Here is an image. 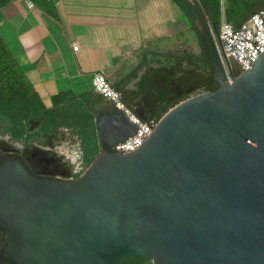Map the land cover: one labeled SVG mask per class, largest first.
Segmentation results:
<instances>
[{"label":"water","instance_id":"95a60500","mask_svg":"<svg viewBox=\"0 0 264 264\" xmlns=\"http://www.w3.org/2000/svg\"><path fill=\"white\" fill-rule=\"evenodd\" d=\"M197 15L217 91L159 77L156 99L134 101L141 120L159 101L188 97L134 151L114 152L137 130L124 113L99 117L101 152L75 181L36 177L17 158L0 163L7 262L264 264V52L226 82L216 34Z\"/></svg>","mask_w":264,"mask_h":264},{"label":"crops","instance_id":"0c3cea01","mask_svg":"<svg viewBox=\"0 0 264 264\" xmlns=\"http://www.w3.org/2000/svg\"><path fill=\"white\" fill-rule=\"evenodd\" d=\"M32 1L33 9L24 0H12L0 8V37L47 111L61 116L56 124L37 118L21 129L22 136L16 130L12 134L17 141L29 139L20 154L24 151V162L38 177L54 171L47 162L52 154L45 148L63 138L61 129L78 136L87 159L95 160L100 154L97 119L117 111L93 92L95 73H102L116 90L124 92L134 110V101L141 96L156 99L155 81L165 69L173 68V56L202 58L204 54L203 28L189 0ZM196 2L207 11L202 0ZM230 4L219 0V26L224 21L235 27L226 18ZM203 16L213 31L210 16ZM41 124L44 139L52 138L46 146L37 142L43 137ZM59 169L67 171L62 164Z\"/></svg>","mask_w":264,"mask_h":264},{"label":"built area","instance_id":"2783aa9c","mask_svg":"<svg viewBox=\"0 0 264 264\" xmlns=\"http://www.w3.org/2000/svg\"><path fill=\"white\" fill-rule=\"evenodd\" d=\"M55 4L59 0H53ZM28 9H33L32 0H24ZM215 48L219 58L225 81L231 83L241 74L252 69L254 62L264 52V8L251 15L238 27L221 21L216 34ZM73 51L78 46L73 45ZM93 92L113 105L116 111L124 113L130 122L137 126L136 133L125 142L114 147V152L134 151L139 148L150 135L157 124L155 118L141 120L134 110L123 102L122 93L116 90L102 73H95L92 78ZM63 138L52 148H45L52 157L47 161L54 168V174L63 181H75L83 176L91 166L84 161L81 141L77 135L68 129H61ZM61 133V134H62ZM2 137H0V140ZM15 151L20 148L16 146ZM67 168L66 172H59V165Z\"/></svg>","mask_w":264,"mask_h":264},{"label":"trees","instance_id":"16d2710c","mask_svg":"<svg viewBox=\"0 0 264 264\" xmlns=\"http://www.w3.org/2000/svg\"><path fill=\"white\" fill-rule=\"evenodd\" d=\"M12 0H0V8L11 2ZM206 5L207 11L204 12L197 4L196 0H189V5L196 14L197 9H201L203 14H208L212 21V29L218 33L219 30V0H202ZM230 7L226 10V18L228 22H232L235 27L240 26L251 15L257 13L264 8V0H229ZM243 17L244 20L237 23L236 20ZM246 17V18H245ZM201 41L203 44L204 54L202 58H195L192 56H173V68L171 71L176 77V83L180 88L194 86L196 90L202 92H215L219 89V85L215 82L213 69L211 66L208 43L203 30L201 29ZM123 102L130 106L131 102L126 98L123 92ZM188 95H184L181 100H184ZM177 102L166 105L158 112L153 113L149 118H155L157 121L161 116L173 107ZM2 117L0 121H5L4 118L10 113H17L22 120L34 118H45L48 121L56 124L61 118L59 114L51 113L44 107L42 101L35 93L32 85L27 80L24 71L15 61L6 44L0 37V114ZM3 118V120H2ZM20 136H22L21 130ZM15 134V133H13ZM82 145V143H81ZM84 161L90 165L94 160H89L85 156ZM144 259L138 258L127 262L126 264H137Z\"/></svg>","mask_w":264,"mask_h":264},{"label":"rangeland","instance_id":"374dc122","mask_svg":"<svg viewBox=\"0 0 264 264\" xmlns=\"http://www.w3.org/2000/svg\"><path fill=\"white\" fill-rule=\"evenodd\" d=\"M1 117H2V113L0 114V120H1ZM4 118L6 119L5 121L3 122L0 121V137H2V139L0 140V149H2L4 153L8 151H11L10 153H13L12 149H14L15 144H18L20 145V148H18L15 151V153L17 155H20V151L22 147L24 148V146L27 145V143L29 142V139L28 138L24 139L22 137L21 141H17L13 139L12 134L15 133V129L21 130L22 128H24V126H29V124H33L37 120V118L32 117V119L22 120L17 113H10L6 115ZM39 131L41 133V137L42 135L43 137L40 138V140L38 139L37 141L39 144L38 146H46L47 144L51 143L52 138H50V136H47L46 140L44 139V136L46 135V133H45V129L42 127V124H41V128L39 129ZM59 140L60 139H55L54 142H57ZM33 142H34V139L30 143H33ZM23 153L21 155H23ZM137 264H152V263L149 259H144L143 261L138 262Z\"/></svg>","mask_w":264,"mask_h":264},{"label":"flooded vegetation","instance_id":"af4514ba","mask_svg":"<svg viewBox=\"0 0 264 264\" xmlns=\"http://www.w3.org/2000/svg\"><path fill=\"white\" fill-rule=\"evenodd\" d=\"M164 72L165 73L161 78H163L166 81V84L168 85V87H170V82L172 80L174 81L175 85H177L176 77L173 75V72L170 69H165ZM161 85H162L161 83H158L157 87L161 88ZM186 88H188V87H186ZM186 88H183V89L181 88V89L185 90ZM174 93H176V92H174ZM184 95H186V93H183L179 98H176L175 100H173L171 102H167L165 100L159 101L158 104L153 109H151V113H149V110L147 111V113L153 114V113L158 112L160 109L164 108L168 104H171L173 102L178 103L179 101H181V98L184 97ZM170 96L172 97L171 94H167L166 97L168 98ZM135 107H134V109H135ZM12 150H13L12 151L13 153H10L11 151L4 153V151L2 149H0V163L3 162L4 160L8 159V158H12V159L17 158V159L21 160L26 165V167L28 168V165L23 160V156L21 154L17 155L15 153V149H12ZM28 170H29V168H28ZM29 172L31 173L30 170H29ZM59 172H61V171H59ZM44 173L45 174L43 176H40L39 178L51 179V180H53V179L60 180L59 178H57L55 176L54 171L53 172L52 171H45ZM34 176H36V175H34ZM36 177H38V176H36ZM7 240L8 239H7L6 235H4L3 232L0 230V264H10L9 262H7V259L4 255V249L7 247Z\"/></svg>","mask_w":264,"mask_h":264}]
</instances>
